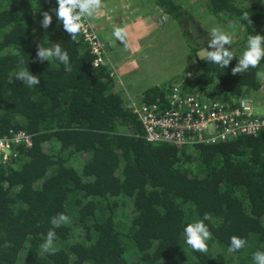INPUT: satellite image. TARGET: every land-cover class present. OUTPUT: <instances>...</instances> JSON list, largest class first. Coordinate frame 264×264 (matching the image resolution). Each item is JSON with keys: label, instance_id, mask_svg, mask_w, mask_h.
Wrapping results in <instances>:
<instances>
[{"label": "trees", "instance_id": "1", "mask_svg": "<svg viewBox=\"0 0 264 264\" xmlns=\"http://www.w3.org/2000/svg\"><path fill=\"white\" fill-rule=\"evenodd\" d=\"M138 1L185 36L184 2ZM263 1L206 0L207 17L238 32L226 46L235 58L222 68L191 49L195 65L181 98L231 106L259 99L264 59L240 74L232 68L248 36L264 35ZM55 7L56 0H0V139L25 133L30 140L0 168V264H253L252 254L264 252V134L193 147L146 141L109 63L93 66L88 42L81 32L71 39ZM44 11L53 16L47 29ZM53 43L67 51L71 72L55 59L37 60V45ZM21 67L40 83L18 80ZM168 84L148 89L140 103L167 108ZM58 213L69 219L54 228ZM205 213L211 239L202 253L185 243L183 230ZM50 228L53 248L43 252ZM233 235L246 244L229 253Z\"/></svg>", "mask_w": 264, "mask_h": 264}, {"label": "built area", "instance_id": "2", "mask_svg": "<svg viewBox=\"0 0 264 264\" xmlns=\"http://www.w3.org/2000/svg\"><path fill=\"white\" fill-rule=\"evenodd\" d=\"M83 23L81 33L95 56L93 66H101L105 62L103 45L90 25L85 20ZM191 78L188 72L170 80L164 89L168 99H171L167 108L162 109L156 103L146 105L130 102L129 108L143 126L146 141L193 147L226 142L240 136L256 137L264 134V112H259L252 101L240 100L231 106L220 98H181L184 82ZM29 143L25 133L0 139V168L12 162L18 146H29Z\"/></svg>", "mask_w": 264, "mask_h": 264}, {"label": "clouds", "instance_id": "3", "mask_svg": "<svg viewBox=\"0 0 264 264\" xmlns=\"http://www.w3.org/2000/svg\"><path fill=\"white\" fill-rule=\"evenodd\" d=\"M58 7L51 10L55 14L57 20L62 23L64 30L74 39L84 28V19L90 18L102 7V0H56ZM43 19L40 21L42 28L47 29L52 24L53 16L49 11L42 13ZM243 19L248 20V13L243 14ZM195 34V29H193ZM112 36L115 41L122 44L126 43L127 31L125 27L115 26ZM207 41V47L201 48L198 55L206 62H211L226 68L233 60V52L229 50L227 45L232 43L231 36L219 28H212ZM36 58L40 62L55 59L64 65L66 72H71L72 66L70 58L66 50L62 49L60 43H53L48 47L37 45ZM264 59V35L257 33L249 35L246 42V47L243 50L238 63L232 68V74H240L247 71L250 67L257 68L260 61ZM23 64V61H20ZM15 77L22 81L23 84L33 87L40 83L38 76L33 75L28 68H19ZM258 79L264 80V71L256 73ZM169 83V82H168ZM68 217L64 213H58L51 218V224L54 228L60 227L61 224L68 222ZM211 216L205 213L203 219L189 223L183 230L185 243L194 251L206 253L208 251L207 241L211 239V233L204 223L205 220H210ZM56 233L53 229H49L44 242L39 245L43 252H48L53 248ZM246 244V240L233 235L230 237V244L227 251L229 253L237 252ZM5 247H9V242H5ZM253 264H264V252L256 251L252 254Z\"/></svg>", "mask_w": 264, "mask_h": 264}, {"label": "rangeland", "instance_id": "4", "mask_svg": "<svg viewBox=\"0 0 264 264\" xmlns=\"http://www.w3.org/2000/svg\"><path fill=\"white\" fill-rule=\"evenodd\" d=\"M114 1V0H113ZM108 2L109 7L105 10L103 8V2H102V7L96 12L95 17L92 16L90 18H85L84 20L90 25L92 30L95 33V36L98 37L99 41L103 45L104 48V58L106 62L108 63V58L110 53L109 48L107 47L106 43H104L102 35L98 32V29L95 27L96 20L99 22V26L102 24L103 21H105V29L110 32L108 21H110L113 25L112 30L110 33L113 32V28L115 26H122V27H127L130 26L131 24L127 25V19L125 17L128 16L126 13V10L130 11L132 10L134 13V7H128L124 8L126 10L122 11V15L120 12L115 15V18L117 20L116 23H113V20L111 17H113V13H116L118 11V7L114 5V2ZM182 2L185 3V7H188L190 10L187 12V14L190 16V19L188 20V25H187V32L185 36H182L180 32L177 30L176 26L174 23L169 21L165 16L161 14L159 11V16H152L153 11H150L149 7L143 8L142 11L146 12L144 13L145 21L149 20L151 18H154L155 21L152 23L157 26V29L159 30V40H156L155 35L147 38L140 37L144 34L147 33V31H151L154 28H147L143 30L140 33L139 38H136L140 42L144 40V42H141L143 45L146 43V41H149V45L154 47V51H148L144 50L145 55H149V63L155 67L156 66V57L159 58V82H165L167 79V76L164 74L171 73H191L190 68L195 65V60L194 56L191 54V49H199L197 53L200 52L201 48L207 47V41L210 38L208 35L211 31L212 28H219L228 33L231 36L232 39V44L238 39V32L236 31H228L223 27H218L215 25L212 19L208 18L205 11H204V6L206 3V0H181ZM264 4V1H263ZM122 8V7H121ZM136 9V8H135ZM142 17V16H141ZM94 18V19H93ZM136 17L132 18V20H136ZM95 20V24L92 22ZM103 20V21H102ZM132 23H136L131 21ZM197 27H195V25ZM98 26V27H99ZM193 29H195V34L193 33ZM127 31V28H126ZM130 36V35H128ZM127 36V37H128ZM126 44H122V47L129 48L130 44H128L127 39H126ZM228 46V45H227ZM196 53V56H197ZM115 56H113L114 58ZM112 58V60H113ZM137 59L140 60V57H137ZM115 61V60H113ZM138 69L140 68V63L137 61ZM115 67V70L113 68V62H111L110 68L114 72V76L116 77L117 72V67ZM126 71L129 72H135L134 70L131 69V67H127ZM165 84V83H164ZM259 96L258 100H254L257 106V110L263 111L264 112V87H263V92Z\"/></svg>", "mask_w": 264, "mask_h": 264}, {"label": "crops", "instance_id": "5", "mask_svg": "<svg viewBox=\"0 0 264 264\" xmlns=\"http://www.w3.org/2000/svg\"><path fill=\"white\" fill-rule=\"evenodd\" d=\"M113 0H102L103 2V8L106 10L109 7L108 2H112ZM114 5L118 7V11L116 13H113V17L111 19L113 20V23H116L117 20L115 18V15L120 12L122 15V11L126 10L124 8L128 7H134V13L132 10L128 11L126 10V13L128 14L127 17V25L131 24L130 26H127V42L130 44L129 48L122 47V43L119 41H115V38L112 36L111 30H112V23L108 21L110 32L105 29V21L102 22V24L99 26L98 20L92 21L95 24V27L98 29V32L102 35L104 43H106L107 47L111 49L112 53H110L108 58L109 66H111V62H113V68L115 70V67H117L116 73V80H117V90H120L125 93L126 97L128 98L129 102H135L140 103L141 98L143 97L144 93L154 87H159L166 84L167 82H170L171 79L175 78L176 76H179L180 73H167L164 74L167 76V79L164 83L159 82V58L156 57V66L153 67L149 63V55H145L143 52L144 50L148 51H154V47L150 46L149 41H146L143 45L141 42H144L142 40L141 42L137 40L136 38H139L140 33L147 29V28H154L151 31H147L146 34L140 36L145 38H149L153 35H155V39L159 40V30L157 29V26L153 24L152 22L155 21L154 18H151L149 20L145 21L144 17V11H142L143 8L140 6V3L138 0H114ZM122 7V8H121ZM136 8V9H135ZM159 16V10L153 11V17ZM95 17V14L93 15ZM142 16V17H141ZM136 17V20H132V18ZM94 19V18H93ZM136 22V23H132ZM99 26V27H98ZM136 37V38H135ZM125 46L127 44L125 43ZM113 56H115L113 58ZM137 57H140V60L137 59ZM115 60L113 61L112 60ZM137 61L140 63V68L138 69ZM131 67L132 70L135 72H127L126 68Z\"/></svg>", "mask_w": 264, "mask_h": 264}, {"label": "water", "instance_id": "6", "mask_svg": "<svg viewBox=\"0 0 264 264\" xmlns=\"http://www.w3.org/2000/svg\"><path fill=\"white\" fill-rule=\"evenodd\" d=\"M197 58H198V60H202V59L200 58V56L198 55V53H197Z\"/></svg>", "mask_w": 264, "mask_h": 264}]
</instances>
